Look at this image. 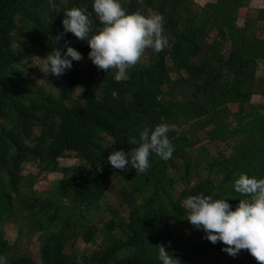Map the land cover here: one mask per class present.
Returning a JSON list of instances; mask_svg holds the SVG:
<instances>
[{"label": "trees", "instance_id": "obj_1", "mask_svg": "<svg viewBox=\"0 0 264 264\" xmlns=\"http://www.w3.org/2000/svg\"><path fill=\"white\" fill-rule=\"evenodd\" d=\"M250 1L120 0L129 14H161L169 46L158 54L147 50L129 79L116 82L113 70H99L89 59L87 40L72 33L54 39L72 7L91 13V34H97L103 25L94 0H53L58 11L49 0H0V257L6 258L0 264H162L155 247L161 244L182 264H258L247 250L234 258L222 242L205 239L182 207L187 197L203 194L228 200L235 210L244 198L235 180L241 174L264 179V113L247 111L254 94L264 97V66L258 77L264 7L251 15ZM200 5L210 10L203 20ZM240 14H246L242 26ZM66 41L82 54L86 72L73 61L58 78L64 82L59 95L35 88L28 67L33 49L42 58L60 48L63 55ZM162 118L182 129L168 134L172 159L151 154L146 174L108 163L112 151L131 152L144 128ZM70 153L80 163L61 166ZM27 163L64 177L39 193L34 177L22 173ZM106 215L100 227L97 218ZM7 222L18 226L12 244L3 232ZM181 225L186 233L173 235ZM33 231L41 233L36 257L21 250ZM78 240L100 246L78 257L68 250Z\"/></svg>", "mask_w": 264, "mask_h": 264}, {"label": "clouds", "instance_id": "obj_2", "mask_svg": "<svg viewBox=\"0 0 264 264\" xmlns=\"http://www.w3.org/2000/svg\"><path fill=\"white\" fill-rule=\"evenodd\" d=\"M54 10H59L53 0H49ZM93 10L103 27L97 34H91V13L86 8L72 7L64 12L63 33L54 39L59 43L67 33L78 40H87L91 51L89 59L104 72L116 70L115 81L129 79V70L135 68L147 50L160 53L169 46L164 35V17L156 12L147 16L137 10L127 13L120 0H94ZM66 41L63 49L52 50L45 58L34 57L42 62L43 73L57 78L73 67V61H81L83 56ZM118 98V92L112 93ZM176 124L162 122L154 129L144 128L140 133V142L131 152L112 151L108 163L114 168L125 170L130 165L137 174H146L150 168L149 158L155 153L162 160L172 159L174 147L169 138L170 132H181ZM133 143L137 141L133 140ZM235 191L243 199L239 200L235 210L225 199H213L203 194L187 197L182 207L187 210V221L197 230H203L205 239L212 244L222 242L226 247L222 251L237 257L241 250H247L258 264H264V179L249 178L241 174L234 182ZM171 242H169L170 245ZM159 260L162 264H182L175 253H169L161 245ZM0 262H6L0 257Z\"/></svg>", "mask_w": 264, "mask_h": 264}, {"label": "rangeland", "instance_id": "obj_3", "mask_svg": "<svg viewBox=\"0 0 264 264\" xmlns=\"http://www.w3.org/2000/svg\"><path fill=\"white\" fill-rule=\"evenodd\" d=\"M249 7V13L251 15H256L257 9L264 7V0H251L249 4H247ZM199 11H200V20H203L207 15L210 14V10L206 8L204 5H200ZM198 10V9H197ZM246 15V14H245ZM244 14H240V20L239 25H243V20L245 17ZM261 27L264 28V22L259 23ZM216 33V32H215ZM229 48V44L226 45L225 49L227 50ZM41 51V50H40ZM37 50L36 48L33 49V58L31 61L28 60V67L32 70V77H33V86L35 88L44 90L45 92L53 93L55 95H59L60 90L62 87H64V82L60 79H58L56 76L51 74H45L40 69H42V62L35 59L34 57H41V52ZM43 51V50H42ZM146 56L144 55L140 62L137 64L144 63L146 60ZM77 65L82 69V71L85 73L86 69L82 62H77ZM263 66L261 65L260 70L258 71V77L261 78L263 76ZM113 71L116 73V70L113 69ZM173 77H177L175 74H173ZM79 95V91L75 93L73 96V99L77 101ZM257 108L264 113V97L258 94H254L251 100V104L247 105V111H256ZM231 113L233 115H238L240 112V108L238 106H230ZM232 123L235 125L234 118L232 116L231 118ZM80 163V159L77 158V156L74 153H70L67 156H64L60 159V165L61 166H73ZM22 173L25 175L33 176L34 177V189L39 193H45L49 189H52L53 184L55 181L60 180L62 177H64L63 173L60 171L57 172H43L41 173L37 166L35 164L27 163L24 165L22 169ZM178 184V189L182 190L184 188V185L181 183ZM110 201L112 203L117 202V196L115 194L111 193L110 195ZM109 219V216H102L97 218L98 225L100 227L103 225L105 221ZM187 227L184 225L177 226L172 229L173 235H180L183 233H186ZM4 235L9 243H13L14 240L17 237L18 233V226L15 223L7 222L3 227ZM41 233L38 231H33L30 241L23 244L21 250L27 251L31 253L32 257H36L39 254V247L41 243L40 239ZM100 246L99 243H92V244H85L83 241L78 240L76 242V245L74 244L73 248H69V251L74 252L75 255L78 257H84L89 256L96 248Z\"/></svg>", "mask_w": 264, "mask_h": 264}]
</instances>
